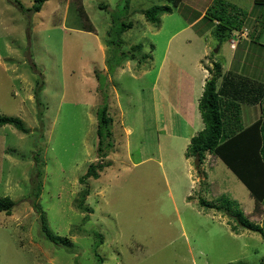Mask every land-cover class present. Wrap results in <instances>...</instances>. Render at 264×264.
I'll return each instance as SVG.
<instances>
[{"label":"rangeland","instance_id":"374dc122","mask_svg":"<svg viewBox=\"0 0 264 264\" xmlns=\"http://www.w3.org/2000/svg\"><path fill=\"white\" fill-rule=\"evenodd\" d=\"M226 1L244 10L251 7V0ZM212 2L181 0L172 12L158 15L155 24L142 10L169 4L167 0H45L39 12L26 10L34 0H0V114L19 117L30 129L23 133L9 124L0 126V197L15 202L9 215L0 211V264H264L261 234L237 224L228 211L203 207L199 199L214 204L230 199L262 227L263 208L255 206L248 189L219 158L209 154L197 166L195 158L186 160L179 136L196 134L202 119L188 129V117L185 123L174 116L159 94L153 97L145 86L155 79L165 42L181 28L171 37V52L177 44L181 55L193 59L195 52H206L207 63L213 55L223 70L264 83V10L253 22L244 20L246 37L258 43L247 38L243 66L227 40L218 48L208 19L190 23ZM81 8L91 31L83 30L87 21L79 17ZM122 21L132 26L121 34L120 50L142 44L130 61L138 63L146 54L150 74L143 78L131 77L137 67L104 73L111 49L106 33L111 30L110 38L118 41ZM206 39L212 43L204 48ZM191 63L182 64L193 73ZM204 74L205 80L211 76L209 70ZM188 79L177 74L170 79V89L173 85L180 91L179 106L188 101L187 115L202 93L200 87L198 94L191 91ZM260 100L264 106V95ZM102 101L113 118L114 149L103 159L107 165L99 177L81 183L78 178L88 164L99 159L96 110ZM244 107L241 120L251 122L255 112L246 117ZM163 112H170L169 117ZM83 191L93 212L77 206ZM42 215L50 239L41 230Z\"/></svg>","mask_w":264,"mask_h":264},{"label":"trees","instance_id":"16d2710c","mask_svg":"<svg viewBox=\"0 0 264 264\" xmlns=\"http://www.w3.org/2000/svg\"><path fill=\"white\" fill-rule=\"evenodd\" d=\"M44 1L34 0L32 7L26 10L39 12ZM167 1L169 4L152 5L142 10L145 19L156 24L159 20L158 15L172 12L173 8L177 7L181 0ZM213 2L206 9L202 19H208L213 25L211 32L221 44L231 36L232 32L242 29L244 20L247 19L248 10H244L240 5L226 0H213ZM15 3L20 9H25L20 2L15 1ZM251 6L264 10V0H251ZM84 11V8H81V12H79V17L83 18L85 22L87 21L82 24L84 28L82 29L91 31L93 26ZM131 26L132 23L130 21H122L117 29L118 39ZM110 33L111 30L106 33L109 36L106 40V45L110 46L111 49L105 59V75L112 74L115 68L120 66L123 61L127 59L134 60L142 50V44L138 43L132 45L128 51H121V47L119 46L120 39L116 41L114 37L110 38ZM252 42L258 43L257 40H252ZM145 58H147L146 54H143L137 60L138 63H141ZM93 73L96 79L100 78L97 69H94ZM209 73L211 76L206 78L197 104L203 128L191 136L184 155L187 158L198 159L199 165L202 164L208 154L219 158L245 185L255 201V206L262 207V210H264V106L260 100L264 95V83L250 79L249 76L237 71H225L223 70V64L218 61H212ZM43 87L41 83L39 89L36 91L35 98L37 102L39 101V91ZM96 91L100 92L99 83ZM243 106H245L244 111L247 108L249 109L248 106L256 108L253 109L255 110V118L251 122L247 119L250 122H247L248 124L241 120L243 113V111L241 113V109L243 110ZM253 110H250V113ZM250 113H247L246 117ZM96 119V134L98 138L96 156L99 159L96 162L88 164L85 172L78 178V181L81 183L88 178L97 179L99 177L103 167L107 165V162L103 161V159L114 149L113 118L109 115L107 105H103V101L101 104L99 102L97 107ZM6 124L12 125L23 133L30 132V129L24 125L19 117L0 114V126ZM99 160L102 161L99 162ZM40 186V182H38V185L34 187L33 195L35 197L40 193ZM87 194V191L82 192V198L77 206L81 210L90 213L93 210L84 201ZM199 203L207 209L214 208L217 211L230 212L237 224L258 232L264 238V227L250 222L238 211V208H236L237 204L234 201L224 199L223 202L214 204L200 198ZM14 205L15 202L9 196L0 197V211L9 215ZM37 206L38 204L36 208L40 209ZM41 218V230L50 239L51 233L44 221V215ZM232 229H235L234 225ZM94 236L99 238L98 241H101L99 233H96ZM60 239L66 241L65 238L61 237Z\"/></svg>","mask_w":264,"mask_h":264},{"label":"crops","instance_id":"0c3cea01","mask_svg":"<svg viewBox=\"0 0 264 264\" xmlns=\"http://www.w3.org/2000/svg\"><path fill=\"white\" fill-rule=\"evenodd\" d=\"M203 13H204V11L202 12V14L199 13V15L194 20H192L190 23H193L194 21H197V20L200 21L203 17L202 16ZM252 14L254 15L253 17H251ZM259 14H262V9L259 7L251 6L250 9L248 10L247 18L249 19V17H250L249 20L253 22L254 18H256L257 15L259 16ZM254 26L255 25H253V27ZM208 28H209V35L213 36V34L211 32L210 25ZM208 28H206V30H208ZM243 28H246V29L248 28V25L245 22H244ZM181 29L177 30L171 37H173L176 33L181 31ZM234 32H232L231 36L227 39V42H229L230 48L235 52L234 57L237 54H239L241 56L238 63L245 66L243 64V60H244V57L246 54V50H244L243 48H245V47L249 48L248 42L250 39H253V40H257V39H254L252 36L246 37V34L242 32L243 34L241 33V35H238L236 33V35L238 36V40H236V39H234L236 37L233 35V34H235ZM247 33H248V29H247ZM171 37L165 42L164 50L162 52V55H161L159 63H158V67H157V71L155 74L154 81L152 82L150 87H148L147 85H145V86L148 88V94L151 92L153 97L155 96V93L159 94L160 98L164 101V107H169L174 116H178L179 118L181 117L185 121V123H186L185 119H186V117H188L187 121H188V129H189V127H191L194 124V122L198 124L200 121V118H201L199 111H198V113H196L195 117H193V115H192L193 111H195V110L197 111V109H198L197 104H198L199 98L196 95L197 98H196L194 109L188 108V115L184 114V111H185L184 108L186 107V102L188 103V101H186V100L182 101L181 105L179 106L178 101H180V98H181L180 91L178 90V87L173 86V85H172V88L170 89V83H171L170 79L175 74H177L179 77H181L182 75H186V77L189 78L188 79L189 83H188L187 87L190 88L191 91L193 90L195 94H198L200 91L203 90L202 87H203L205 77H206L204 74V71L207 72L209 70V66L212 65L213 55L209 54V63H207L208 61L205 59L206 52H202V51L195 52L194 53V59L192 57V54L183 56V55H181L182 50H181V46L179 44L175 45L172 52H171L170 46H169L170 41L172 39ZM240 37H243V38L240 40L239 39ZM247 38H249V40ZM232 40L237 41L235 47H232V44H231ZM251 42H252V40H251ZM211 43L212 42L210 41V39L209 40L206 39V40H204V42L202 43L201 46H203L204 48L210 47ZM218 48H222V45L219 46ZM178 59L183 60V62L184 61L186 62L188 59H192V63H191L192 67L191 68L194 70V72H197V75L193 74L194 72L193 73L190 71L188 72V70L183 66V64H182L183 62L182 61L178 62ZM203 60H204V62H203ZM232 60H234V59H232ZM132 64H133V66H132ZM146 65H147V63L144 61H142L141 63H137V62H134L132 60L131 61L126 60L125 63L122 64V66H118V68H117L118 70L116 72L123 71L124 69L132 71L133 67H137V73L134 74L131 72L130 73L131 77H133V78L142 77L143 78L147 74L148 75L150 74V67L149 66L147 67ZM230 65H231L230 67H233V61L231 62ZM206 66L208 67L207 68L208 70L205 69ZM237 69H240V68H237ZM199 87H200V91H199ZM142 90L144 91L145 87H142ZM198 95L200 97L201 94H198ZM181 109H182V113L180 112ZM253 109H256V108L250 106L249 109H246V115H247V113H250V110H253ZM253 112H255V110H253ZM169 113L170 112H168V113L163 112V114L167 117H169ZM121 115H122V112H121ZM201 128L199 127L198 131L201 130ZM194 131H195V128H194ZM167 133L170 136V133L169 132H167ZM190 133L191 134H185V135L179 136L180 138H182L181 141H183V140L185 141L184 146H183V147H185V149H186L187 144L189 143V140H190L189 138H191V136H193V133L192 132H190ZM184 152H185V150H184ZM207 156H209V154ZM190 158L191 157H188V158L186 157V160L188 161Z\"/></svg>","mask_w":264,"mask_h":264},{"label":"clouds","instance_id":"9594fccd","mask_svg":"<svg viewBox=\"0 0 264 264\" xmlns=\"http://www.w3.org/2000/svg\"><path fill=\"white\" fill-rule=\"evenodd\" d=\"M241 30H242V31H241ZM241 30H239V31H235V32H234L235 34H233V35L236 36L234 39L238 40V36L236 35V33H237L238 35H241L242 32L245 33V34H247V29H246V28H243V27H242ZM243 33H242V34H243ZM235 43H237V41H235V40H232V41H231L232 47L234 46Z\"/></svg>","mask_w":264,"mask_h":264},{"label":"water","instance_id":"95a60500","mask_svg":"<svg viewBox=\"0 0 264 264\" xmlns=\"http://www.w3.org/2000/svg\"><path fill=\"white\" fill-rule=\"evenodd\" d=\"M217 51V49H216ZM195 165L197 166L198 165V159H195Z\"/></svg>","mask_w":264,"mask_h":264}]
</instances>
